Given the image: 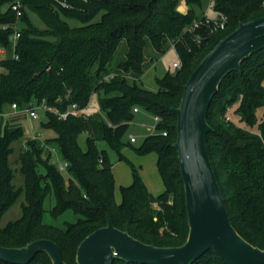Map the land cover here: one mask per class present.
<instances>
[{"label":"trees","instance_id":"obj_1","mask_svg":"<svg viewBox=\"0 0 264 264\" xmlns=\"http://www.w3.org/2000/svg\"><path fill=\"white\" fill-rule=\"evenodd\" d=\"M16 0H0V114L5 106L18 110L30 104L65 112L76 105L82 114L60 119L43 110L46 120L40 129L51 131L46 140L32 138L17 158L24 185L13 183L15 170L10 157L13 144L24 138L22 127L0 133V245L21 248L39 239H50L62 250L67 264H77L80 243L110 218L114 226L134 238L157 247L183 245L189 234L184 184L180 172L177 117L184 86L205 56L239 23L264 16V0H213L216 17L226 16L223 30L211 32L206 26L190 31L201 20L208 0H184L187 11H179V0H74L73 9L57 8L52 0H23L18 20L11 5ZM29 12L35 13L45 28H37ZM101 14L99 21H94ZM67 20L82 25L71 27ZM22 22L12 58L10 37L14 25ZM200 41V42H198ZM174 49L181 67L158 79V90L138 84L147 66ZM148 55L150 57H148ZM112 76V77H111ZM106 77H111L105 80ZM264 49L252 54L221 82L208 111L209 154L219 179L231 222L238 233L264 250ZM99 95L100 111L85 113L93 94ZM102 95V96H101ZM60 101V103H59ZM235 112L247 128L226 120ZM159 116L153 134L139 147L122 140L135 118L134 108ZM166 132V135H162ZM86 134L87 147L78 142ZM107 141L122 157L128 145L138 155L155 153L157 169L165 187L155 196L148 191L137 168L133 182L121 188L122 200L115 201V178L108 154L99 149ZM67 163L65 173L54 161ZM24 196L21 216L1 225L6 212ZM54 204L47 210L46 201ZM156 205V206H155ZM49 213L61 225L45 222ZM69 219L65 220V216ZM71 217L73 219H71ZM225 264L209 251L194 264ZM0 264H6L0 260ZM31 264H52L46 253ZM114 264H130L115 260Z\"/></svg>","mask_w":264,"mask_h":264},{"label":"water","instance_id":"obj_2","mask_svg":"<svg viewBox=\"0 0 264 264\" xmlns=\"http://www.w3.org/2000/svg\"><path fill=\"white\" fill-rule=\"evenodd\" d=\"M264 49V16L239 23L238 27L205 56L184 86L177 117L180 172L184 184L189 234L177 247H157L116 228L110 218L79 245L77 264H194L213 251L225 264H264V250L253 246L235 229L223 197L208 148L210 104L222 80L241 71L242 62ZM60 103V101H59ZM46 253L52 264H67L59 245L39 239L21 248L0 245V260L6 264H31Z\"/></svg>","mask_w":264,"mask_h":264},{"label":"rangeland","instance_id":"obj_3","mask_svg":"<svg viewBox=\"0 0 264 264\" xmlns=\"http://www.w3.org/2000/svg\"><path fill=\"white\" fill-rule=\"evenodd\" d=\"M213 2L208 0V3L205 5L203 12H199V15L208 16V17H216L212 10ZM179 11L185 13L187 11V7L184 0H179ZM29 16L33 24L40 29H44L45 25L40 20V18L33 12H29ZM101 18V14L96 17L94 21H99ZM71 27H79L82 24L76 20H67ZM20 29L24 27L22 22H19ZM3 58L5 55L2 56ZM148 57H150L148 55ZM174 63H180V58L177 52L172 48L169 49L164 54L160 55L151 62L140 80H138V84L143 88L156 92L158 90V79H162L167 73H175L177 68L173 66ZM264 84V83H263ZM102 96V95H101ZM38 107L37 105H35ZM237 106H234L229 109L226 113V120L233 122L236 126L241 128H247L246 125L241 121L240 117L236 114ZM44 109L36 108V111L39 114V118L33 119L29 116L28 113L22 112L16 117L15 115L11 116L9 119V113L12 111L9 105L5 106L4 112L0 114V133H4V129L13 128V127H22L25 132V136L20 141H17L13 144L14 152L10 157L11 166L16 170L15 178L13 183L16 187H21L24 185V179L22 174L20 173L19 164L17 163V158L20 154V151L23 147H25L26 142L32 138H39L41 140H46L50 138V134L54 136L53 132H49L47 134L46 131L41 130V123L46 120L45 114L43 112ZM263 109H260L257 114L259 119H261L263 114ZM99 95L97 93L93 94L88 107L85 109V113L92 114L94 112H99ZM8 121V122H7ZM8 123V124H7ZM152 121L149 117H147L144 112L136 113L135 118L132 122H130L129 129L127 131L126 136L123 138V142L128 144L130 141V137L134 136L137 139L136 143L132 145L134 147H139L145 137L149 135L150 130L143 126L146 124L147 126L152 125ZM87 135L83 134L79 137L78 142L79 145L86 149L87 147ZM99 149L107 152L109 160L113 165L112 171L115 178V201L116 203H120L122 200L121 188L127 187L133 182V167L137 168L140 176L142 177L148 191L155 196H158L165 191L164 184L159 175L157 169V155L155 153H150L147 155H138L132 148L128 145L122 148V157L114 150V148L107 142L102 141L99 143ZM55 162H61L58 156H55ZM65 173V171H64ZM24 202V196H21L17 202L6 212L1 220V225L5 226L7 223L11 221L17 220L21 216V204ZM54 204L53 196H50L46 201L45 208L49 210ZM156 206V205H155ZM69 215L65 216V220L69 219ZM71 219H73L71 217ZM63 219L60 221H55L49 213L45 215V222L54 223L56 225H61ZM215 264V263H211Z\"/></svg>","mask_w":264,"mask_h":264},{"label":"built area","instance_id":"obj_4","mask_svg":"<svg viewBox=\"0 0 264 264\" xmlns=\"http://www.w3.org/2000/svg\"><path fill=\"white\" fill-rule=\"evenodd\" d=\"M52 1H53V4L55 5V7H57V8H63V9H73L74 8V0H52ZM211 1H213V0H211ZM11 8L13 11L16 12L17 19L19 20L23 15V9H25L26 7L24 6L23 0H16L11 5ZM226 22H227L226 16L208 17L206 15L201 20L195 21L194 24L192 25V27L190 28V31L194 32L200 26H203V25L208 27L211 32H214L217 30H223L225 28ZM18 24H19V22H17L14 25L15 32L10 37V41H11V45H12L11 46V54H12V58H15V59L18 58L16 49H17L19 38L21 36V29H20ZM7 28H8V26H0V29H3V30H5ZM198 42H200V41H198ZM5 54H6V50L4 48H1L0 49V60L3 58L2 56ZM173 66L175 68L179 69L181 67V64L174 63ZM1 71H2V66L0 63V72ZM111 77H106L105 80H108ZM11 107L15 111L18 110L16 104H13ZM36 108H38V107H36L35 104H30L26 109H24L22 111L28 113L31 118L37 119V118H39V114L36 111ZM39 108L55 112L59 116V118L63 119V120H66L69 116L78 117L82 114L81 110H79L76 105L71 106L65 112H58V111L54 110L53 108H48L46 106H42ZM139 110L140 109L138 107L134 108V113L139 112ZM152 119H153L154 123H153V126L150 128L151 134H153L155 132L157 124L161 121V118L159 116H152ZM162 135L165 136L166 132H162ZM130 142L136 143L137 139L134 136H131ZM57 168L60 172H64V171H66L67 163L57 162Z\"/></svg>","mask_w":264,"mask_h":264},{"label":"crops","instance_id":"obj_5","mask_svg":"<svg viewBox=\"0 0 264 264\" xmlns=\"http://www.w3.org/2000/svg\"><path fill=\"white\" fill-rule=\"evenodd\" d=\"M11 109H12V107H11ZM23 111L22 110H17V111H15V110H13L12 109V111L9 113V119H11V116L13 115V117L15 116V115H17L16 117H18V115L20 114V113H22ZM140 112H144L143 110H139V112H137V113H140ZM136 114V113H135ZM144 114L147 116V117H149L150 119H151V121L154 123V121H153V119H152V116L150 115V114H148V113H146V112H144ZM8 122V121H7ZM153 123H152V125H149V126H147L146 124H144L143 126H145L146 128H148V130H150V128L153 126ZM8 124V123H7ZM10 130H14V129H16V127H13L12 129L11 128H9ZM4 131H5V129H4ZM47 132V134L50 132V131H46ZM2 134V133H1ZM151 134V130H150V133H149V135ZM148 136V135H147ZM50 137H53V135H51L50 134Z\"/></svg>","mask_w":264,"mask_h":264}]
</instances>
